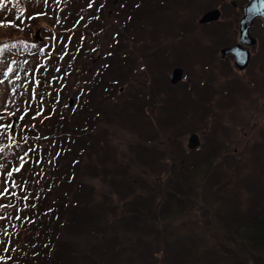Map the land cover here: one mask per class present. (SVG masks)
<instances>
[{"label": "trees", "instance_id": "16d2710c", "mask_svg": "<svg viewBox=\"0 0 264 264\" xmlns=\"http://www.w3.org/2000/svg\"><path fill=\"white\" fill-rule=\"evenodd\" d=\"M99 4L100 3V0ZM103 9L102 13H107L108 9L111 10L115 19L124 20L125 16L130 12L136 11L138 8L146 9L145 3L152 2L154 0H102ZM90 0H81V7L91 10L94 4L89 5ZM109 13V12H108ZM96 13L82 14L79 24L76 27L78 30V37L81 40H87L90 36L91 30L87 27L92 26L96 21ZM34 21H32L33 23ZM136 31V37L132 46H136L135 43L139 41V34ZM128 42V40H122V43ZM127 55V53H125ZM118 76L111 78L109 83L110 89L116 86ZM126 82L130 81V75H126ZM161 82L166 80V73H162L160 78ZM81 84L86 88L92 85V82L88 78H81ZM141 85L133 84L129 89V95H136L142 86L148 84L145 83L144 77H138ZM149 86V85H148ZM171 86V85H169ZM116 91V87L114 88ZM83 92V91H82ZM90 91L88 89L87 98H82V103L78 106L76 102L73 109H69L66 102L53 101L49 106L55 113L48 114L46 116L39 115L34 119V123L30 127H45V131L40 132L42 134L53 133V128L58 129V135L51 143V150L60 145H67L68 149L65 150L63 156L72 157L77 147L85 152H92L96 156L98 161L106 160V167H115L113 172L109 175H117L116 169L118 167L124 168L125 160L118 161L121 153V148L115 147L112 143L108 133H97L96 136L90 140L89 131L94 129L90 125L91 117L101 114L99 109H91ZM165 102V97L161 95V103ZM37 101H33L32 105H35ZM20 111H26V107L21 105ZM97 112V115L95 114ZM26 116V113L22 114ZM77 122H70L73 117ZM17 117V116H16ZM175 116H165L162 119L159 132L155 133L144 130L143 140L136 134L132 137V140L128 144H133L141 148L132 150L128 153V159L126 160L125 167L138 166V158L143 153L144 158L141 161V165H146V174H150L153 177L152 188L149 189L150 197L144 198V188L139 191V188H133L134 193L131 200H134V211H128L126 208L122 215L126 218L134 217L139 220H145L151 223L153 218L155 221L152 223L153 234L157 236H167L170 238L175 232L160 231L157 227V223L167 226L168 229H175L173 224L182 222L184 220L183 214L186 213L188 206L207 208L209 214H205L207 218L202 215L207 221L215 217L219 212L222 215L228 216V222L230 223L229 237L226 239V246L235 249L242 255L243 263H247L251 260L254 262L264 264V157L246 149V152H242V156L239 155V159L234 158L231 152H224L223 155L216 153L213 144H209L211 150V156L207 159L190 158L187 156V152L180 151L182 143L185 141V137L189 131L188 122L183 125L176 126L179 118ZM109 118V117H106ZM162 118V117H160ZM174 118V119H172ZM104 119V118H103ZM69 125L68 128H65ZM38 131H34V135L38 134ZM69 131V132H66ZM14 131L9 132L12 135ZM1 134V131H0ZM151 135V136H149ZM134 138V140H133ZM1 142V140H0ZM14 147L17 148L20 144L13 138ZM90 143V145H88ZM179 144V145H178ZM106 145L109 147L107 149ZM181 146V147H180ZM124 149V148H123ZM180 151V152H179ZM253 153V155L251 154ZM68 157V158H69ZM126 157V155H125ZM136 160V161H135ZM246 160V161H245ZM116 161V163H114ZM41 163V162H40ZM85 163V161H84ZM83 163V164H84ZM247 163V164H246ZM162 165V168H157V165ZM61 165L64 166L63 163ZM163 167H168L169 172H165ZM97 176L98 173L95 172ZM131 174V173H130ZM155 175V176H154ZM126 177L128 174L125 175ZM102 175L100 176V178ZM132 180V174H131ZM108 181V180H107ZM124 185L121 182L116 183V190L118 186H121L124 192H128V179H124ZM95 187L90 188L91 193H102L104 197L112 199L115 184H108L105 181L100 180ZM131 184L132 181H131ZM54 188L47 187L45 192L40 194L41 198L34 204H30L29 212L25 217L31 224H35L37 230L29 229L32 234L29 237L24 235L16 236L17 246L15 247L13 242L12 229L7 234L8 238L5 243L0 246L1 251L10 252L12 257L9 261L15 264H73L75 253L70 254L65 246H68L70 242L81 243L84 235L87 233L88 224H90L94 218H98V222L104 223L110 216L111 210L105 212L101 209H93L91 206L85 204L76 203L75 205L69 204V202L60 200V207L63 209H69L72 213L73 209H77L78 214L73 215L77 217L81 215L82 219H74L72 221H62L59 217L60 211L58 207H55L59 202L54 198ZM84 191L78 192L77 196L84 195ZM111 193V194H110ZM203 197L207 198V201L203 200ZM164 199L165 202H156L155 199ZM213 200L228 201V204L219 203V205H213ZM259 200H263L259 203ZM111 201V200H110ZM189 207V208H190ZM39 209V210H38ZM54 209V210H53ZM103 209V208H102ZM215 210L213 213L211 210ZM43 210H49L48 212H42ZM52 210V211H51ZM226 212V213H225ZM52 214L51 222H53V228L55 233L59 236L62 245L58 254L54 253V257L49 261L46 256L40 257L34 249L35 235L40 233L44 229L46 220L44 216ZM54 217V218H53ZM154 217H157L155 219ZM127 221L124 220L123 223ZM25 226V225H22ZM51 229L50 226L44 229V231ZM22 232L21 234H23ZM215 245H221L220 242H216ZM196 257L193 259L195 260ZM173 258L170 256L166 259L167 263H171ZM211 264H217L216 261L210 260ZM171 264H181L180 262H172Z\"/></svg>", "mask_w": 264, "mask_h": 264}, {"label": "rangeland", "instance_id": "374dc122", "mask_svg": "<svg viewBox=\"0 0 264 264\" xmlns=\"http://www.w3.org/2000/svg\"><path fill=\"white\" fill-rule=\"evenodd\" d=\"M156 1L158 4H162L166 7L169 6V0ZM9 53L10 52H3L0 46L1 59L5 60V57ZM10 63L13 64V62ZM6 69L8 70L7 67ZM207 82V79L201 81L199 83L200 87H204ZM1 84L0 82V88ZM8 98V91L4 93L0 92V106L1 104H6ZM225 99L226 98L222 100V96H218L214 98V101L210 103L209 107L204 109L196 105H191L190 113L187 112L186 115H184L185 113L182 110L184 114L178 117L180 121L177 122L176 126L181 127L185 122H188L189 131L187 135L192 131L205 129V134H200V141L202 140V145H204L206 143V133L219 131V126L217 124L218 118L210 119L209 114L215 109H221L225 112L226 109L220 103ZM263 100L264 93L262 95V101ZM151 113H153L155 121L158 122L162 110L153 109ZM129 116L133 118V113H129ZM192 117L198 118V121L192 122ZM200 120H203V124L205 125L200 124ZM220 129L232 135L231 130H226L222 127H220ZM196 141L199 144V137L196 138ZM251 144V141H245L243 138L238 149L233 152L234 158L238 159L239 155L242 156L241 151ZM182 146L183 148L180 146V149H184L185 142L182 143ZM256 146L260 148L257 154L264 157V145L259 144ZM262 161H264V159H262ZM99 163L102 165L106 164L107 161L104 160ZM157 168H162V165L158 164ZM163 169L165 172L170 171L168 167H163ZM144 170H146V165L138 164V167L129 168L127 171L132 173V180L136 182L133 187L139 188L140 192L142 191L141 189L144 188V198L148 199L150 197L149 189L154 180L153 177L150 174H146ZM117 178L120 180L119 182H121V185L125 186L123 174ZM127 179L129 185L131 183L130 173H128ZM94 180L98 181V177ZM111 181L114 182V180L110 178L106 183L109 184ZM114 184L115 190L112 199L104 197L106 200H111L109 203L106 202L110 204V206L103 209L101 208V210L105 212L111 210L110 216L106 222H98V218H94L93 221L88 224L87 233L84 235L80 244H73V242H70L68 246H65L70 254L76 252L73 264H171L173 261H178L181 264H211L210 260L216 261L217 264H245L241 259L242 255L239 251L237 252L235 249L226 246V239L229 237L230 230V223L228 222L227 215H222V213L220 214L218 212L215 217L207 221V219L202 217V215H204L207 218L205 215L209 214L207 208L202 209V207H190L187 205V207H184L187 211L183 214L184 220L173 224L175 229H168L167 226L160 223L156 224L160 231L175 233L171 235L170 238H166L167 236H157L152 233V223L155 221L153 218H151L153 221L148 223L136 217H134V219H128L122 215L126 208L128 211H134L135 209V207H133L134 200H131L134 190L131 189L130 186H128V192H124L121 186H118L116 190V183L114 182ZM88 194L90 193H85V195ZM202 198L207 201V198L203 196ZM262 201L263 200H259V203H262ZM76 202L81 203V198L76 196L74 204ZM213 202V205H219L223 200H213ZM223 203L228 204L229 202L224 201ZM58 210L60 211L61 219L70 220L73 215L78 214L77 209H73L72 213H70L69 209H63L60 205L58 206ZM211 211L213 213L215 212L213 209ZM154 218L157 219V217ZM124 220L127 222L123 223ZM55 240V247L58 250L62 242L59 238ZM216 242H220L222 246L215 245ZM170 256L173 260L171 263H167L166 259ZM195 257L196 259L193 260ZM246 264L260 263L251 260Z\"/></svg>", "mask_w": 264, "mask_h": 264}, {"label": "flooded vegetation", "instance_id": "af4514ba", "mask_svg": "<svg viewBox=\"0 0 264 264\" xmlns=\"http://www.w3.org/2000/svg\"><path fill=\"white\" fill-rule=\"evenodd\" d=\"M177 9L185 6V19L196 29L205 30L217 27L223 45H233L239 42L240 23L245 18L251 19L248 32L255 37L245 39L242 46L249 52L250 57L259 47V41L264 42V0H171ZM213 10L214 18L200 21L207 11ZM183 11V10H182ZM250 16V17H249ZM227 60L234 58V54H225Z\"/></svg>", "mask_w": 264, "mask_h": 264}, {"label": "water", "instance_id": "95a60500", "mask_svg": "<svg viewBox=\"0 0 264 264\" xmlns=\"http://www.w3.org/2000/svg\"><path fill=\"white\" fill-rule=\"evenodd\" d=\"M180 75V69H176L170 74L172 81H175V79L180 77ZM192 141L195 142V137L193 135L190 137V142Z\"/></svg>", "mask_w": 264, "mask_h": 264}, {"label": "snow or ice", "instance_id": "6c2138e0", "mask_svg": "<svg viewBox=\"0 0 264 264\" xmlns=\"http://www.w3.org/2000/svg\"><path fill=\"white\" fill-rule=\"evenodd\" d=\"M5 47H7V46H5ZM8 71H11V68L10 67H9ZM0 150H2V149H0ZM15 171H19V168L15 169ZM8 175L11 176L12 173L11 172H8ZM5 191H7V190L5 189ZM3 194H4V192H0V195H3Z\"/></svg>", "mask_w": 264, "mask_h": 264}]
</instances>
